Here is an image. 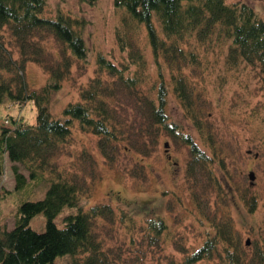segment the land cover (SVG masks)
<instances>
[{
    "label": "trees",
    "instance_id": "16d2710c",
    "mask_svg": "<svg viewBox=\"0 0 264 264\" xmlns=\"http://www.w3.org/2000/svg\"><path fill=\"white\" fill-rule=\"evenodd\" d=\"M45 3V0H0V102L8 99L20 103L30 99L34 100L36 111L34 121L23 113L6 112L13 124H0V174L8 156L14 186H23L29 177L43 176L44 170L51 166V157L71 135L73 123L80 130L96 134L97 147L110 166L115 163L120 143L143 155L150 154L160 131L166 128L189 147L185 172L196 185L202 165L214 157L189 130L170 119L165 105L168 83L160 68L155 95L141 86L150 73L142 46L136 40L137 32L145 30L159 66L163 61L168 65L169 82H173L183 113L205 133L215 151L218 147L212 141L213 132L206 128L202 116L206 92L199 86L206 73H213L214 63L206 52L218 47L222 53V62L215 63V75L221 79L250 68L264 76V16L247 0H113L120 8L116 40L121 49H126L125 60L117 63L97 51L94 73L81 86L76 99L62 106L61 115H54L49 108L50 97L70 72L73 62L87 59L88 45L83 17L62 10L55 15L45 14L42 12ZM52 35L57 45L51 53L43 38ZM31 59L47 72L39 86H31L24 73L26 61ZM219 59L216 57L214 61ZM130 104L135 111L133 106L127 110ZM80 152L79 159L88 155V177L75 170L66 173L58 169L50 175L42 195L21 198L13 225H0V264H47L65 251H84L78 257L81 264H113L108 251L101 247L102 239L95 231L94 220L115 219L116 214L122 220L125 217L133 220L135 215L129 208L107 200L88 203L90 180L95 178L91 174H96L97 165L88 147H82ZM219 152L215 155L223 161V153ZM18 162L28 168L27 174ZM142 164L138 165L139 170ZM254 202L249 203L250 209ZM64 204L76 208L64 213V221L58 225L53 216ZM38 210L44 211L46 222L43 228L36 229L29 218ZM224 210L221 217L216 218V213L212 216L214 230H207L199 246L185 252L182 259L173 257L165 264H197L204 256L215 255L221 257L222 264H264V244L251 255L239 252L234 224ZM143 226L155 243H159L161 231L167 227L161 215L148 216Z\"/></svg>",
    "mask_w": 264,
    "mask_h": 264
},
{
    "label": "rangeland",
    "instance_id": "374dc122",
    "mask_svg": "<svg viewBox=\"0 0 264 264\" xmlns=\"http://www.w3.org/2000/svg\"><path fill=\"white\" fill-rule=\"evenodd\" d=\"M45 1L42 10L45 14L55 15L62 10L83 17L84 38L88 45L87 59L73 62L70 72L50 97V110L54 115H61L62 106L76 99L81 86L94 73L97 51L117 63L125 60L127 52L120 48L116 40L120 8L114 5L113 0H95L93 3L87 0ZM247 1L264 16V0ZM137 33L135 37L142 46L150 73L141 86L147 93L155 95L160 68L161 76L164 75L165 83H168L165 105L170 119L177 120L185 131L189 130L193 138L214 157L202 165L203 170L197 176L199 182L195 185L186 177L189 147L181 138L173 137L166 128L160 131L159 140L150 154L143 155L135 148L120 143L115 163L110 166L97 147L96 134L80 130L78 124L73 123L71 135L51 157V166L44 170L43 176L29 177L23 186L16 187L11 160L5 157L4 170L0 174V225H13L21 198L42 195L50 175L58 169L66 173L75 170L77 174L88 177V155L86 159H79L81 148L88 147L97 165L96 174H91L95 178L90 180L88 203L107 200L129 208L135 215L133 220L127 217L122 220L118 214L115 219L94 220L95 231L102 239L101 247L108 251L113 264H165L173 257L182 259L185 252L203 242L207 230L213 232L212 216L216 213V218L218 215L221 217L224 209L229 212L235 227L237 249L251 255L254 249L264 244V76L250 68L221 79L215 75V63L222 62V53L218 47L206 52L214 63L213 73H206L199 80V86L206 92L202 116L206 128L213 132L212 141L218 147V151H214L205 133L183 113L179 97L172 88L173 82H169L168 65L163 61L159 66L155 60L145 30L142 28ZM43 44L48 52H54L57 45L53 35L44 37ZM216 57L220 59L214 61ZM24 73L31 86L41 85L47 74L34 59L26 61ZM129 106L128 111L131 106L135 111L134 105ZM6 112L23 113L28 120L34 121L35 102L30 99L20 103L8 99L0 102V124L12 126ZM166 139L169 155L164 148ZM249 147L251 151H248ZM255 150L258 152L254 153ZM216 152L223 153V161L215 155ZM140 162H143L141 170L138 168ZM18 166L27 174L26 166L20 162ZM249 169L254 171L253 179L248 175ZM253 200L254 207L250 209L249 203ZM75 208L72 204H64L53 219L60 225L64 221L63 214ZM152 215H161L167 225L161 231L159 243L152 242L143 230L144 222ZM29 220L34 228H43L46 215L43 210H38ZM83 254L84 251H65L55 255L47 264H81L78 257ZM197 264H222V259L218 255L211 258L204 256Z\"/></svg>",
    "mask_w": 264,
    "mask_h": 264
},
{
    "label": "water",
    "instance_id": "95a60500",
    "mask_svg": "<svg viewBox=\"0 0 264 264\" xmlns=\"http://www.w3.org/2000/svg\"><path fill=\"white\" fill-rule=\"evenodd\" d=\"M167 143H168V140H166V141L164 142L165 146L167 145ZM254 153H257V151H254ZM248 175H249V177H251V179L254 178V171H253V169H249V171H248ZM248 240H249V238L246 239V242H247Z\"/></svg>",
    "mask_w": 264,
    "mask_h": 264
}]
</instances>
